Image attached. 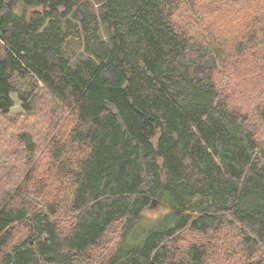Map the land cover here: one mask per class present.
I'll list each match as a JSON object with an SVG mask.
<instances>
[{"label": "trees", "instance_id": "trees-1", "mask_svg": "<svg viewBox=\"0 0 264 264\" xmlns=\"http://www.w3.org/2000/svg\"><path fill=\"white\" fill-rule=\"evenodd\" d=\"M0 133V264H264V0H0Z\"/></svg>", "mask_w": 264, "mask_h": 264}, {"label": "rangeland", "instance_id": "rangeland-1", "mask_svg": "<svg viewBox=\"0 0 264 264\" xmlns=\"http://www.w3.org/2000/svg\"><path fill=\"white\" fill-rule=\"evenodd\" d=\"M72 48H73V50H75V52L80 50V47H78L75 44L72 45ZM73 50L70 49V53L73 54ZM13 97H14V100H15V105L12 108V112L21 111L22 110L21 107H20L21 104L19 103V101L16 99L15 96H13ZM4 134L5 133H3V134L0 133V149L4 147L2 145V141L5 138ZM163 211H164V208L162 207L161 204H155V205L151 206L148 210L144 211V213H143V215H144L143 222L144 223L152 222ZM228 234H229V232H226V231H225V233L224 232H220V233H218V236L215 237L212 240V246L214 247L213 255L219 256L222 259V261H225V262L227 261L225 252H226V250H229V246L226 243V239H227L226 237H227ZM208 252H209V250H208ZM210 253L212 254L211 249H210ZM230 263L231 262H229V264ZM234 263H236V261Z\"/></svg>", "mask_w": 264, "mask_h": 264}]
</instances>
